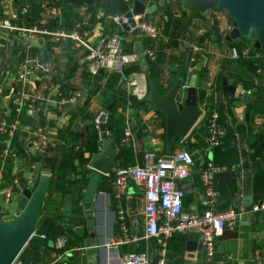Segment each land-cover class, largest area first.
Returning <instances> with one entry per match:
<instances>
[{"label": "crops", "instance_id": "crops-1", "mask_svg": "<svg viewBox=\"0 0 264 264\" xmlns=\"http://www.w3.org/2000/svg\"><path fill=\"white\" fill-rule=\"evenodd\" d=\"M43 1L44 0H40V11H37L38 15L35 13L38 4L34 3L30 6L27 17L18 21L17 25L29 27L37 24L40 29L53 31L58 26L72 28L74 23L79 21L82 22V28L89 31V40H93L92 38L97 35L102 28H104L105 31L111 28V26H108V16L103 17L102 13L99 12L96 14L95 19H93L87 4L74 7L73 13L77 14L78 18L67 22L63 17L64 10L66 9V6L62 3L63 0H53L59 2L62 7L63 13L59 19L61 20L60 22H58V20L47 19L44 23H39L40 20L45 19L44 11L41 7ZM47 1L50 4L53 3L51 0ZM27 3V0H12V5L14 4L16 7H20ZM81 6H85L86 9L83 11L79 10ZM191 7L192 6H184L180 2L176 4L173 3L171 7L168 6V12L166 11L167 8H165L164 13L158 15L154 13L153 20L162 27L163 32L164 25L169 20L170 15L173 17L184 16L186 20L190 21V24L186 28L189 35L193 34V30L191 29L193 18L202 20L201 28L203 31L198 37H195V40L199 38L198 43L206 49V52L195 54L196 60L190 63L188 67V71L190 72L189 78L191 75H194L196 77L197 91L201 89L206 92L203 102L197 99L201 112L204 108L208 110L212 104L211 101H213V110L219 111V106H221V109H225V126L223 128L224 134L221 145L218 147H210V149L206 138V132L203 128L204 122H197L188 134L190 135L188 141L195 142L198 146L193 147L190 143L186 142L183 148H187L192 154H195L197 157L199 156L197 161L200 164L203 163L205 157H203L201 151H207L209 159L213 160V162L228 165L230 167L233 166V169L231 167L228 171L216 175V189L219 193L217 198V209L221 211L233 207L235 209L244 208L246 210V213L240 217L234 225L226 226L222 235L216 239V253L214 257L209 261L202 257L197 264H204V261L211 264H264V209L251 211L253 205L264 201V112L256 113V111H254L255 97L253 94L250 97H241L238 94L241 85H237L234 91L228 93L225 98L215 93L214 89H211V85L210 87L206 86L208 71L213 69L214 74L210 78V82L212 85L214 82L215 85L217 74L221 69V63L229 59L224 57V55L227 54V47H229L226 45L227 41H218V37L216 36L218 34L216 32V30L218 31V20L215 19L216 14L225 13L229 21L233 20L225 11L218 8L200 12L197 8L195 11ZM15 33L16 32L10 34L14 35ZM210 34L215 35L216 39L213 40ZM200 37H203V40L200 41ZM35 38L36 40L30 41L32 46L30 51L32 54L40 55L42 61L51 71L48 74L40 73L34 80V93H38V95L42 96L46 101H44V105L40 108L36 106L24 107L21 120L25 126L44 127L47 132L50 133L52 141L47 157L37 159L35 167L31 169V171H23V177L27 178V183L29 179H31V183L33 179L35 180L32 184L28 183L27 187L30 189L35 188L42 174V169L48 168L44 166V164L50 159L54 145L57 143L55 140L56 130L66 127L69 124L68 118L70 117V112L76 109L77 106L84 105L88 98V111L97 115L105 109L106 99L113 94L112 90L106 88L108 78L113 74L105 72L102 74L103 76H101V78L91 76L87 72V63H80L73 60L70 41L62 40L55 43L52 42L48 36L44 35H38ZM3 42L6 44V47L0 52V73L9 67L10 64H14L17 55L15 52L11 53L8 40H3ZM207 50L209 52H207ZM185 51L187 53L191 52L190 49H185ZM172 55L174 56V53H172ZM202 69L204 74L201 75L200 72ZM263 71H261L262 76H264V74H262ZM167 77L168 74L165 76L161 75V81L164 85ZM66 83L68 84L67 90L65 91L63 89L65 85H63V88L61 85ZM255 90L254 88L253 91ZM77 91H79L81 95L77 97L75 103H64L57 107L58 101L65 100ZM1 93L0 104L2 107L13 108L15 103L12 97H8L6 89L2 90ZM247 99L253 100V103L246 102ZM115 105H119L117 101ZM121 105L122 104H120V106ZM247 106H253L248 113L246 112ZM122 114L125 117H129V124L133 131L132 135L136 142L133 151L136 154L149 149L157 153L162 151L166 144L165 138L164 140L160 138L163 132V128L160 126L161 117L156 114L152 106L146 109L132 108L128 110L127 113ZM141 124H146L147 128L143 131L144 135L139 138L136 129ZM86 125V120L77 118L72 122L70 130L72 132H80ZM107 133L111 134L109 132ZM20 134L21 133H19V135ZM123 139L122 137V144H124ZM74 142L80 144V139H76ZM145 143H151V146L146 147L144 145ZM28 147L29 145L27 148ZM77 147L76 145V148ZM114 147L117 151L115 145ZM177 148H180V146ZM167 150L164 154L167 153ZM30 152V149H24L21 154L25 157V155ZM86 154L88 153L83 154L84 158H87ZM199 163L189 176V180L180 182L181 187L185 190L183 196V210L185 212L197 214L201 213L203 209L200 204L202 186L199 179V167H201ZM79 165L82 169L80 178L77 177L78 173L76 171V175L69 174L66 178L64 176L57 177L54 182L55 188L52 194L54 201H52L49 206L45 207V209L43 208V216L47 215L50 220L62 225L64 228H71L69 234L64 235V246L57 249L53 242L50 246L44 248V246L39 243V238L41 236H37L38 242H35V248H32L31 244L29 248L25 247L20 253L18 260L22 264H86L82 241L89 235V231L92 229L95 232V236L99 240L101 239L105 247L102 251V264H120V260L124 255L131 253L139 254L141 252L147 253L150 259L149 264H155V260L157 262L160 255V239H146L144 237V200L141 188L130 182L126 192L121 195L120 198H116L112 181L111 185L113 187L114 198L111 199L109 192L98 190L99 185L104 179L110 176V174L102 175L96 180V192H98L99 195L93 199V206L90 210L91 217H87V212L79 209L78 206L83 202V194L87 189L88 183L91 181L90 174L93 171L88 168L87 164L83 166L81 164ZM14 171L15 167H12V175L15 174ZM112 171H114V169ZM51 177L52 171L50 173V179ZM11 178V176L10 178L7 176L6 179L4 174L0 180V188L12 184V186H14L13 190L19 193L22 188L15 187L18 182L13 184ZM82 180H85L86 183L81 187L80 183ZM6 181L8 182L6 183ZM244 196L252 197V205L234 207L232 200ZM0 202L4 204L9 203H6L1 196ZM119 210L123 211L122 223L118 219ZM16 212H18L17 207L12 214L4 213L0 210V220H10L15 216ZM75 218H80L82 223L73 225V219ZM185 236L183 260L186 258L187 253H191L186 250L188 236L187 234H185ZM170 239H168L166 247V264H171L172 262L168 249ZM72 240H78V243L74 247L70 246ZM79 240L81 241L80 243ZM119 241L122 242L117 243Z\"/></svg>", "mask_w": 264, "mask_h": 264}, {"label": "built area", "instance_id": "built-area-1", "mask_svg": "<svg viewBox=\"0 0 264 264\" xmlns=\"http://www.w3.org/2000/svg\"><path fill=\"white\" fill-rule=\"evenodd\" d=\"M40 2V0H37ZM125 4V10L119 14L109 15L108 26H117L118 31L111 28L105 31L102 28L97 35L89 40V31L82 28V22L76 21L72 28H64L58 26L53 31L40 29L37 24L32 26H19L17 22L25 19L30 11V4H24L20 7L12 5V0H0V52L5 49L6 44L3 40L9 41L11 53L15 52L16 60L14 64H10L2 73H0V95L2 90L6 89L8 97H12L15 103L14 107H2L0 104V180L7 170L6 161L9 159L11 165L15 167L14 173L23 169L25 164L32 157L31 152L25 155L26 162L22 161V154L17 151L15 137L18 135L17 142H21L25 149H30L34 153L36 159L47 157L50 144L52 141L50 133L42 126L32 127L25 126L22 123L21 115L24 107H38L44 105L46 101L35 91L34 80L40 73L48 74L51 70L42 61L40 55L31 53V40H36V36H48L52 42L62 40L70 41V49L73 53V60L80 63H87V72L91 76L108 74L118 75L117 90L123 93L125 103L122 104L118 111L127 113L131 110V99L138 102L146 101L148 94V70L139 71L138 69L126 74L123 70L133 64L138 66V53L134 52V45L138 42L142 44L143 51L147 60H154L156 53L159 51L160 45L164 44L162 50L164 57L162 63L159 64L161 75L165 76L172 69H176L178 64L171 59L172 53L177 57L180 51L190 49L186 52L184 59L189 64L196 60L195 54L206 52V49L200 46L195 37L202 33V20L193 18L191 29L193 36L185 35L177 38V48L173 50L166 44L169 36L162 32V27L153 20V14L164 13V9L177 3L176 0H122ZM138 1L143 5L141 13H134L135 2ZM44 11L45 19L39 23H44L47 19L59 20L62 15V7L60 5L50 4L47 0L41 3ZM85 6H81L79 10H85ZM171 9V8H170ZM127 12L131 13L128 17ZM223 13V12H222ZM218 33L224 37L233 29V21H229L226 14H216ZM130 20L132 24H130ZM128 25V28L124 27ZM16 32L14 35L10 33ZM11 35L12 37H10ZM191 36V38H190ZM195 40V41H193ZM131 47V48H129ZM207 52H209L207 50ZM246 51H244L245 53ZM212 53V52H210ZM239 51L236 47H227V54L224 57L236 59ZM102 71V74L100 72ZM214 71H208V79L206 86L210 87V78ZM187 83L181 89L187 88ZM238 94L241 97H250L253 92L251 89L239 87ZM79 91L73 93L65 100L58 101L57 107L64 103L73 104L77 97L80 96ZM207 109L201 112L198 119L203 121L207 119L205 125L206 138L209 147H218L222 143L223 128L218 123V112L212 110L207 116ZM104 113L106 123L108 112L103 109L94 119L95 127L98 130L100 123L99 116ZM126 127L124 129L123 142L135 148L136 142L133 138L132 127L129 124V117L126 116ZM21 133L19 135V133ZM183 140V139H182ZM29 147L27 148V146ZM203 157H207V151H201ZM90 159V155L86 154ZM199 167V179L202 186V197L200 204L203 207L201 213L185 212L183 206V196L185 190L181 187V179L188 177L196 167L193 154L187 148H177L171 153L159 154L149 149L144 150L141 154V162L128 167H117L114 169L115 178L113 187L115 189L116 198H120L129 188V183L140 187L143 191V212H144V237L146 239H160V255L156 264H166V247L167 241L176 233L186 234L191 228L196 227L198 232V241L201 244L202 257L207 261L211 260L215 253L216 239L222 235L226 226H232L242 217L246 210L227 208L219 211L217 209L218 191L215 189L216 175L228 171L233 166L215 163L211 159H204ZM35 163L30 165L34 169ZM13 184L18 182V177L11 178ZM28 180L29 184H32ZM8 181H6L7 183ZM12 184L0 188V196L4 201L10 202L13 194ZM264 209V201L253 205L251 211ZM118 219L123 222V211H118ZM43 237V235H41ZM119 241L117 243H120ZM65 244V236L61 235L54 241V246L60 249ZM229 257V256H228ZM149 256L146 252L124 255L120 264H149ZM12 264H22L18 258Z\"/></svg>", "mask_w": 264, "mask_h": 264}, {"label": "trees", "instance_id": "trees-1", "mask_svg": "<svg viewBox=\"0 0 264 264\" xmlns=\"http://www.w3.org/2000/svg\"><path fill=\"white\" fill-rule=\"evenodd\" d=\"M55 5H60L59 2H55L51 0ZM30 6L34 3L38 4V7L35 10V13L38 15L37 11H40V2L37 0H27ZM66 9L64 10L63 17L66 19L67 22L71 20H76L78 18L77 14L73 13V8L80 6L82 4H87L90 8L92 13V18L95 19L96 14L101 12L102 16H109L113 14H119L124 12L125 4L122 0H63L62 2ZM193 10L196 11L195 7H191ZM42 10V8H41ZM167 12L169 11L167 7ZM190 24L189 20H186L185 17H173L170 15L169 20L164 25L163 32L169 36V41L166 44L170 46L172 49H176L177 46V38L184 37L188 32L186 31L187 26ZM186 31V34H185ZM191 36H193L191 34ZM190 36V38H191ZM249 36L252 37L248 38ZM210 37L216 39L215 35L210 34ZM210 38V39H211ZM199 38L197 39V41ZM203 40V37H200V41ZM253 40L254 35L250 34L248 36H241L238 40H234L232 42H226L227 46L236 47L239 51V56L236 59H226L221 63V69L217 74L215 85L211 83V89H214L215 93H218L222 97H227L228 93H232L237 85H241L244 89H251L253 95L255 97L254 103V111L256 113H263L264 112V76L261 75V71L264 70V55L260 49H255L253 47ZM164 44L160 46L159 51L155 55L154 60H148L149 70H148V78H153L158 87V91L160 95H165L176 83V81H183L186 83L189 79L190 72L188 71V67L190 66L186 59H184L185 53L184 51H180V55L176 57L175 55L171 56L173 61H176L178 66L176 69L171 70L168 73V77L165 79V85L161 81V72L159 68V64L162 63L164 54L162 52L164 48ZM244 51H246L244 53ZM138 69L137 64H133L131 66L126 67L123 71L128 74ZM200 74H204L203 69L201 70ZM200 75V77H201ZM103 75H97L96 77L101 78ZM117 80L118 75L113 74L111 77L108 78L106 88L108 90H112L113 94H111L105 102V106L108 105L113 100H116L119 104L118 106H114L109 112L106 120V130L109 133L115 134L114 145L117 148V161L119 162V167H128L136 164V162H141V154L142 153H135L133 151V147L131 145H124L122 144V137L124 135V129L126 127V118L125 116L117 111V108L120 104H124L125 97L123 94L119 93L117 90ZM67 84L65 91L67 90ZM256 89L253 91V89ZM206 96V92L204 90L198 89L197 91V99L200 102L204 101ZM131 107L136 109H146L151 108V105L147 103V101L138 102L134 99H131ZM88 98L85 101L84 105L77 106L76 109L72 110L69 114V124L66 127L59 128L56 130V138L55 140L57 143L54 145L52 155L47 163L44 166L48 167L52 171V177L49 182L48 192L46 198L44 200V209L45 207L49 206L53 200L52 194L53 189L55 188V180L58 176H64L66 178L69 174H75L77 166L75 165V160L79 161V164L82 166L87 164L89 158H84L83 154L88 153L90 156L94 153H97L100 149V140L98 135V130L95 127L94 119L95 116L93 113L89 112L87 109L88 105ZM220 102V101H219ZM211 106L208 108L207 116L212 112L214 109L212 107L213 101H211ZM253 106H247L246 112L248 113ZM218 112V123L219 125L224 128L225 126V118H224V111L225 109H221L219 106ZM156 114L161 117L160 126L163 128V132L160 135V138L164 140L165 137V118L164 115L160 111H156ZM80 118L81 120H86L87 125L86 127L80 132H72L70 126L72 122ZM203 122L206 124L207 119L205 118ZM147 128L146 124H141L137 127L136 133L139 138H141L144 133L143 131ZM205 130V125H203ZM250 137V136H249ZM18 135L15 137L17 151L19 154L23 153L25 149L24 145L21 142H17ZM190 135H188L185 139H175L169 146H164L162 151L159 154H164L167 149L173 152L177 147L180 146L184 147L187 143H190L191 146H198L195 142H189ZM80 139V144H76L74 140ZM250 143V142H249ZM76 145L78 146L76 148ZM1 150V146H0ZM77 153V155H75ZM193 158L195 160L196 165H198L197 159L199 156H195L193 154ZM209 159V157H204V159ZM36 158H30L29 161L25 164L22 170L17 172V175H12V165L11 161L8 159L6 161L7 170L5 171V178L7 176L10 178L17 176L18 177V184L15 187L25 188L27 187V178L23 177V171L29 168L31 170L30 165L36 162ZM200 165V163H199ZM115 178V172L112 171L109 177H106L104 181L99 185L98 190L109 192L111 199L114 198L113 187L111 182ZM31 180V179H30ZM85 180H82L80 186L82 187L85 185ZM217 181L215 179V189L217 188ZM217 190V189H216ZM82 220L80 218L73 219L74 224H80ZM71 228L66 227L64 228L62 225L54 223V221L50 220L47 215H44L40 218L38 225L36 227L35 235L31 237L29 243L31 244L32 248H35V242H38V237L43 235V238H39L40 245H43L44 248L50 246L57 237L61 235L69 234ZM185 234L183 233H176L172 235V238L169 240L168 249L170 252V258L172 259L171 264H182L183 261V252H184V243H185ZM67 241V239H66ZM81 241L79 240V243ZM78 243V240H72L70 242V246L74 247ZM143 253V252H141ZM204 264H211L208 262H203ZM156 264V260H155Z\"/></svg>", "mask_w": 264, "mask_h": 264}, {"label": "water", "instance_id": "water-1", "mask_svg": "<svg viewBox=\"0 0 264 264\" xmlns=\"http://www.w3.org/2000/svg\"><path fill=\"white\" fill-rule=\"evenodd\" d=\"M184 6H193L200 12H205L214 8L225 11L233 20V29L228 35L218 36V41L225 40L232 42L241 36L254 35L253 47L260 49L264 55V0H176ZM143 5L135 2L134 13H141ZM128 17L131 13L127 12ZM130 24L132 21L130 20ZM128 28L127 24H124ZM143 47L140 42L134 45V52L138 53V70L147 71L148 60L142 53ZM102 74V71L100 72ZM264 74V71L262 72ZM184 82L179 80L165 94L160 95L157 83L153 78H148V94L146 101L155 111H160L165 118V144L170 145L175 139H185L192 128L197 124L200 109L197 101L196 77L191 75L187 88L181 89ZM185 93L182 97L181 91ZM246 102L253 103L247 99ZM116 104L113 100L105 106V111L109 112ZM99 138L100 149L91 155L87 166L93 172L90 174L91 181L83 194V202L79 209L87 212V217H91L90 210L93 206L96 192V180L102 175H109L111 171L119 167L117 161V151L114 147L115 134H108L104 123L105 114L99 116ZM204 125V124H203ZM171 153L167 150V154ZM77 155V153L75 154ZM77 166V177L80 178L82 171L79 161L75 160ZM51 170L43 168L38 182L34 189L23 188L19 193L13 194V201L16 203L18 212L10 220H0V264H12L19 257L22 250L30 247L29 240L35 234L36 225L44 214L43 204L46 198ZM189 176L181 179V182L189 180ZM35 180H32L34 183ZM253 203L251 196L237 197L232 200L234 207L240 205L250 206ZM186 243L187 253L183 264H197L202 258L201 244L198 241L197 228L193 227L188 233ZM83 254L86 264H102V251L105 248L101 239L95 236L94 230L90 229L89 235L83 239Z\"/></svg>", "mask_w": 264, "mask_h": 264}, {"label": "rangeland", "instance_id": "rangeland-1", "mask_svg": "<svg viewBox=\"0 0 264 264\" xmlns=\"http://www.w3.org/2000/svg\"><path fill=\"white\" fill-rule=\"evenodd\" d=\"M111 29L113 30V31H118L119 29H118V27L117 26H112L111 27ZM250 35V34H249ZM9 36H11V35H9ZM248 36V35H247ZM240 38V37H239ZM238 38V39H239ZM248 38H251L252 39V37L251 36H249ZM238 39H236V40H238ZM129 48H131V47H129ZM181 93H182V97H184L185 96V93L183 92V90L181 91ZM148 103V102H147ZM146 147H150L151 146V143H145L144 144ZM210 148V147H209ZM211 149V148H210ZM31 154H32V158H37V157H35L34 156V153L31 151ZM22 159V161L23 162H26V159H27V157L25 156V157H22L21 158ZM26 171H31V170H29V168H27L26 169ZM15 209H16V203H15V201H10L9 203H7V204H4V203H2V202H0V210H1V212H4V213H10V214H12L14 211H15Z\"/></svg>", "mask_w": 264, "mask_h": 264}]
</instances>
